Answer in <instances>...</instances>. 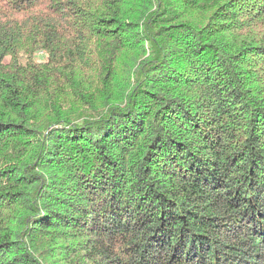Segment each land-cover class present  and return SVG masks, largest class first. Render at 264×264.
<instances>
[{"label": "trees", "instance_id": "trees-1", "mask_svg": "<svg viewBox=\"0 0 264 264\" xmlns=\"http://www.w3.org/2000/svg\"><path fill=\"white\" fill-rule=\"evenodd\" d=\"M0 264H264V0H0Z\"/></svg>", "mask_w": 264, "mask_h": 264}]
</instances>
